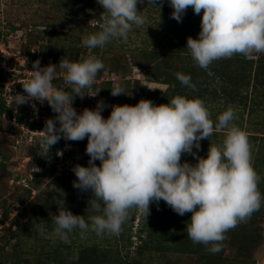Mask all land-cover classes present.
<instances>
[{"label":"clouds","instance_id":"9594fccd","mask_svg":"<svg viewBox=\"0 0 264 264\" xmlns=\"http://www.w3.org/2000/svg\"><path fill=\"white\" fill-rule=\"evenodd\" d=\"M143 2L96 0L103 9V22L99 31L82 37V46L104 48L113 40H127L133 26L139 28L146 22L137 8ZM163 3L160 0V6ZM147 4L157 6V0H147ZM169 5L171 18L177 22L189 8L196 15L203 12L198 38L188 37L185 48L201 69L234 55L250 58L264 53V0H169ZM104 67L95 56L79 62L63 57L58 68L72 95L54 86L57 66L41 67L37 60L30 78L22 83L26 95L12 96L16 106L47 101L56 113L39 131L40 147L47 152L61 138L76 142L87 138L89 166L72 168L77 178L73 187L91 190V207L97 214L86 221L84 215H73L63 201L58 202L59 214L51 217L53 234L66 243L68 233L77 228L82 237L88 231L101 237L119 235L131 210L147 218L150 204L163 200L180 216L191 213L185 230L193 243L219 253L225 234L246 223L264 205L248 135L234 123L236 111L229 106L213 121L204 100L176 95L167 104L141 99L135 106L112 105L107 118L101 114L106 107L103 101L78 114L72 107L74 98L85 96L82 90L91 88ZM174 75L183 86L195 90L189 75ZM110 91L113 97L130 95L119 81ZM221 132L222 142L210 143L207 158L193 152V148L200 149V141ZM185 154L197 162L182 163Z\"/></svg>","mask_w":264,"mask_h":264},{"label":"rangeland","instance_id":"374dc122","mask_svg":"<svg viewBox=\"0 0 264 264\" xmlns=\"http://www.w3.org/2000/svg\"><path fill=\"white\" fill-rule=\"evenodd\" d=\"M63 2L65 0H0V98L5 101L7 111L11 109L13 113H16L26 110L28 115L32 114L27 125H19L13 119H8L6 114L0 118V163L5 166L0 168V261L25 264L28 259H42V261L54 259L56 249L62 257L71 259L78 257L81 248L95 246L108 251L107 257L110 260L139 258L144 264H195L196 255L167 250L172 246V242L166 241L167 236H170L168 233H161V222L163 219L171 220L173 211L163 200L158 204H150V214L147 218L139 211L131 210L119 235L105 234L101 237L88 231L82 237L81 230L77 228L68 233L66 243L53 234L54 226L51 229L48 228V222L45 220L28 230L32 234L29 238L16 232L18 228L15 221L20 222L21 225L25 224L30 213L34 212L29 204L31 201L34 203V200L38 203L49 202V200L50 202L55 200L57 203L63 201L67 210L73 215H84L86 221L88 217L97 214L91 207L93 203L90 200L91 190L85 192L73 187V181L77 178L72 168L76 165L89 166V157L79 147V142L60 139L64 141V146L58 153L59 158L52 173V158L41 157L46 151L39 144L42 133L39 130H31V125L38 121L53 119L54 112L51 110V114H46V107H49L47 101L42 103L30 101L20 106H16L13 102L12 96L26 95L22 83L30 78V71L33 70L31 60L34 57H36L35 61L44 62L45 67L53 64L58 68L59 64L52 62L48 56L43 59L45 57L42 54L43 51L47 52L49 49L47 47L51 45L49 36L42 35L40 38H34L36 33L49 31L51 28L47 25L56 24V33L66 35L58 40H52L53 45L58 43V49H54L55 52H58L59 48L66 52L59 58L60 60L65 56L68 58L72 51L79 61L95 56L105 65L91 88L82 90L81 94L85 96L79 98L78 105L72 103V107L78 114L85 108L90 110L96 108L102 89L108 90L112 96L110 89L116 81L122 84L125 94H130L120 96L128 97L131 106L137 104L138 95L141 93L145 99V94L150 90L164 91L165 85L147 79L142 67L144 60L139 51H151L156 56L168 51L177 53L181 49L177 46L178 44L175 45L179 38L176 34L174 35V30L165 26L170 19L169 14L162 13L161 9L153 4H147V0L137 5L138 11H143L146 22L139 28L133 26L127 40H113L104 48H86L82 46V37L100 30L95 27L96 25L100 27L103 22L102 16L98 21L95 15L103 9L96 0ZM262 55L264 53L253 55L249 59L255 60ZM62 78L63 70L58 68L54 79ZM66 86L69 85L62 80L60 89L64 90ZM210 106L214 108L213 113L216 116L229 106L236 111V119L239 115H243L244 131L248 136L255 134L257 137L255 140L249 139L253 167L259 175L263 174L264 166L259 164L256 166V163L259 158H264V141L260 140V137L264 136V109L260 110L262 109L260 108L258 111L248 113L243 111L239 104L220 102ZM101 114L107 117L106 108ZM57 127H59L58 123ZM223 137L221 136L216 144H220ZM210 143L214 144L211 140ZM208 148V144L200 143V149L193 148V152L207 158ZM181 162L194 165L197 161L192 155L185 154ZM95 163L99 166V162ZM36 172L42 176L41 184L38 189H33L27 198L24 191L31 187L34 180L33 173ZM6 209L11 211L8 217L4 216ZM18 213L24 214L21 220L19 218L15 220ZM42 218L46 219V216ZM257 222L264 233V220L260 219ZM159 240L162 242L161 251L156 250ZM140 246L147 247L141 255L137 254ZM224 255L228 258H230L229 255L234 256L235 249H228ZM251 259L254 264H264V236L252 250Z\"/></svg>","mask_w":264,"mask_h":264},{"label":"trees","instance_id":"16d2710c","mask_svg":"<svg viewBox=\"0 0 264 264\" xmlns=\"http://www.w3.org/2000/svg\"><path fill=\"white\" fill-rule=\"evenodd\" d=\"M67 0H65L66 2ZM63 2V3H65ZM94 4V3H93ZM155 6V5H154ZM161 9L162 13L169 14V21L165 26L174 30V35L176 34L179 38L175 45L181 47L179 51L170 53L157 54L156 56L152 54L151 51L140 50L142 59V67L144 73L148 80H152L156 83H160L166 86L164 91L150 90L145 95V100H151L153 104H167L176 95L185 96L188 99H202L205 102L206 107L212 115V120L216 121V114L213 113L214 108H211V104L220 103L223 104H239L242 106V110L246 112H253L263 110L264 107V55L258 57L257 59L245 58L242 55H234L230 59H220L214 61L208 69H201L192 60L188 50L185 49L187 46V38L192 37L193 39L198 38L200 32V21L203 12L200 15L194 14L192 8H189L185 15L182 17L181 22L171 18V13L173 9L169 5V0H164L162 6H160V0H157V7ZM103 11H99L95 15V18L100 21L101 14ZM56 24H49V31H40L36 33L34 38H40L42 35L49 36V45L47 48L48 53L43 51L45 58H51L52 62L59 64L60 57L65 55L66 52L62 48L58 52L54 49H58L57 42L53 45L52 40H58L61 36H66L65 34H57L55 29ZM100 27L96 25L95 29L99 30ZM30 42H32L30 40ZM177 46H174L175 48ZM62 49V50H61ZM54 51V52H53ZM48 56V57H47ZM36 57L31 60V67L33 68V63ZM68 60L70 62H79L76 55L69 53ZM41 67H45L44 62H40ZM180 72L191 77V82L195 85V90L183 86L175 77V73ZM62 79H54L53 84L56 88L60 89V84ZM109 85V83H108ZM64 90L74 95L71 86L64 87ZM143 94L138 95V103L141 99H144ZM79 96H76L73 100V104L78 105ZM261 98V99H260ZM100 101L106 105L107 117L110 115L112 105H130V99L124 96L113 97L110 96L109 91L105 88L100 91L99 94ZM6 114L8 119H13L19 125H27V121L32 117L28 115V111L24 110L21 112L13 113V110H6V104L3 99L0 98V118ZM46 114H51L50 106L46 107ZM31 116V117H30ZM54 118L56 113H54ZM104 117V118H107ZM53 118V119H54ZM244 117L239 115L234 123L244 130L243 127ZM1 122V119H0ZM46 121H38L31 125V130H43ZM219 136V137H218ZM224 136L223 133H214L209 137V140L205 139L200 141L203 145H210L211 142L216 144L218 139ZM248 139H257L256 135H249ZM260 140L264 141V136L260 137ZM64 146V141L59 140L58 143L51 146L49 152L44 151L42 153L43 159L51 157L52 163V173H54L55 164L58 161V153L62 150ZM87 138L79 141V147L86 153ZM259 150V155H260ZM187 161V159H185ZM99 162V161H96ZM257 162V160H256ZM264 166V158H259L256 166ZM3 163H0V168H4ZM34 180L31 183V187L25 189L24 193L26 197L30 196L33 189H38L41 184L42 176L36 172L33 173ZM261 181L258 185L261 195L264 196V173L260 175ZM32 202V201H31ZM30 204V208L34 209L25 222L21 225L20 222L15 221L16 227L18 228L16 232H20V235L31 237L32 234L28 230L35 224L45 220L48 222V228H52L54 225L51 222L52 215H58L59 210L57 206V201L53 200L50 202L38 203L34 200V203ZM65 207V206H64ZM66 208V207H65ZM11 213L10 210H5L4 216L8 217ZM46 216V219L42 217ZM171 220H164L161 222V233H168L166 241H170L171 247L167 250H172L177 253L187 254L194 256L196 255L195 264H254L252 261V250L255 248L256 243L264 236L263 230L258 226L260 219L264 220V205L259 211H256L251 218L246 223H240L237 227L229 230L225 235L226 239L222 242V250L217 254H212L208 251L209 246L204 244L193 243L191 239L188 238L187 232L185 230L186 223L191 218V213H186L184 216H180L175 212L171 213ZM24 217L23 213H18L15 220L18 218L21 220ZM162 235V234H160ZM161 240L158 241L156 250L161 251ZM140 246L138 249L139 255H141L147 247ZM235 249V255H229L230 258L226 257L224 254L228 249ZM169 250V251H170ZM54 259H28L25 264H144L142 259L132 258L131 260H123L122 258H114V260L108 259V251L104 249H99L98 247H86L81 248L78 252V257L67 258L62 257L61 253L56 249ZM117 259L119 262L117 263ZM123 260V261H121ZM17 262V261H16ZM53 262V263H52ZM0 264H16L1 262Z\"/></svg>","mask_w":264,"mask_h":264}]
</instances>
